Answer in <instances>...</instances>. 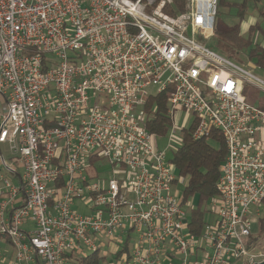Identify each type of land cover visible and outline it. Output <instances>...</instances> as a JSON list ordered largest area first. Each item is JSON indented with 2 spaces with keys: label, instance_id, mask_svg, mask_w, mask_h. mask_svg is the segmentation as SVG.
I'll return each instance as SVG.
<instances>
[{
  "label": "built area",
  "instance_id": "2783aa9c",
  "mask_svg": "<svg viewBox=\"0 0 264 264\" xmlns=\"http://www.w3.org/2000/svg\"><path fill=\"white\" fill-rule=\"evenodd\" d=\"M218 4L0 0V264H76L131 235L116 264L264 261L249 245L264 199V78L207 44ZM162 94L171 123L187 110L192 139L216 129L225 144L215 219L199 235L162 135L146 127Z\"/></svg>",
  "mask_w": 264,
  "mask_h": 264
},
{
  "label": "trees",
  "instance_id": "16d2710c",
  "mask_svg": "<svg viewBox=\"0 0 264 264\" xmlns=\"http://www.w3.org/2000/svg\"><path fill=\"white\" fill-rule=\"evenodd\" d=\"M219 4H225L238 7L237 17L239 22L233 25H228L222 22L216 16L213 37L209 46L218 53L224 55L232 61L239 60V53L244 49H249L248 57L254 61L253 68L256 66L264 72V28L261 29L258 23L249 26L250 32L244 36L241 32L240 23L243 21V16L246 10V0L241 3H230L224 0H219ZM181 5V4H180ZM218 13V12H217ZM259 14L263 15L264 10L259 9ZM248 28V29H249ZM257 32V34H256ZM258 35V37H257ZM165 95L159 97V103L154 117L149 119L146 127L150 132L163 135L169 124L170 118L166 114L167 104ZM154 98L149 99L147 107L151 104ZM192 126L183 130L181 144L173 152L170 160L178 172L179 177L186 179V183L182 191L181 204L185 203L190 196L198 197V204L188 213L189 231L196 235L201 233L203 216L208 209H202V204L209 202L217 194L216 181L219 176V167L225 156V144L220 132L216 129L211 130V135L207 138L192 139ZM262 212L257 218L258 233L250 236L249 245H255L257 235L264 228V199L262 201ZM115 260H119L124 256L125 261L130 258L129 248L126 243H123L121 249L116 250ZM104 260V256L95 251L78 260V264H99ZM237 264V263H235Z\"/></svg>",
  "mask_w": 264,
  "mask_h": 264
},
{
  "label": "rangeland",
  "instance_id": "374dc122",
  "mask_svg": "<svg viewBox=\"0 0 264 264\" xmlns=\"http://www.w3.org/2000/svg\"><path fill=\"white\" fill-rule=\"evenodd\" d=\"M226 2L230 3H241L243 0H224ZM173 2L177 5L181 2V0H173ZM174 4H172L173 6ZM262 8L264 10V0H246V10L245 14L243 16V21L240 23L241 32L244 36H247L246 34L250 32L249 26L255 23H258V26L263 29L264 28V14H259V9ZM170 12H172L171 6H169ZM238 7L236 6H230L228 8L225 4H218V13L217 18H219L222 22L233 25L235 23H238ZM249 28V29H248ZM257 34V32H256ZM213 37V35H212ZM212 37L208 41L211 43ZM258 37V35H257ZM249 49H244L239 53V60H237V64H239L241 67L245 68L246 70H249L261 77L264 78V72L258 69L256 66L253 68L254 61L250 60L248 57ZM235 62V61H234ZM255 65V64H254ZM259 98H263V94H259ZM194 116L191 112L187 110L179 111V113H175L174 119L170 126L167 128L166 134L162 135V137H157L154 141L155 146L164 151L166 160H171L173 156V152L178 148L181 144V137L183 134V129H187L193 121ZM174 130V133L172 132ZM3 150H5L3 148ZM96 171L99 175L102 177H107L109 175L110 165L107 162V160L102 159L101 161L97 162L94 166ZM175 177L178 178L177 185L172 187L173 191H177V198L179 200L182 199V191L183 187L186 183V179L183 178V180H179L180 177L178 175L177 170L174 168ZM77 204V202H75ZM198 204V197L190 196L185 203H183L184 208L189 212L192 208L196 207ZM74 207H76L74 205ZM202 209H208L209 210V202H205L202 204ZM260 213L262 212V207H259ZM84 212L83 210H81ZM262 215V214H259ZM257 215L256 217H259ZM205 222H212L215 219V215L210 212L206 211L203 216ZM253 235L255 236L258 233V224L254 221V224L252 226ZM117 236V235H116ZM124 240V236H122V240L119 242L116 237L112 238L111 240L104 241L106 246H101L99 249V253L104 256V260L99 264H116L115 260V251L118 246L121 245L122 241ZM133 244V235H131V239L127 242V246L129 249H131V246ZM254 248L256 250H260L264 252V228L263 231L257 235ZM77 264V263H76Z\"/></svg>",
  "mask_w": 264,
  "mask_h": 264
},
{
  "label": "water",
  "instance_id": "95a60500",
  "mask_svg": "<svg viewBox=\"0 0 264 264\" xmlns=\"http://www.w3.org/2000/svg\"><path fill=\"white\" fill-rule=\"evenodd\" d=\"M253 264H264V261L254 262Z\"/></svg>",
  "mask_w": 264,
  "mask_h": 264
}]
</instances>
